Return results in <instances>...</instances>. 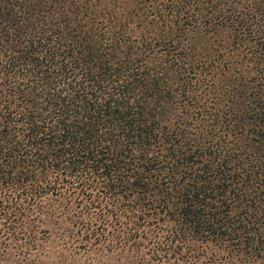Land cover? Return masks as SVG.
Returning a JSON list of instances; mask_svg holds the SVG:
<instances>
[{"label": "trees", "instance_id": "obj_1", "mask_svg": "<svg viewBox=\"0 0 264 264\" xmlns=\"http://www.w3.org/2000/svg\"><path fill=\"white\" fill-rule=\"evenodd\" d=\"M0 264H264V0H0Z\"/></svg>", "mask_w": 264, "mask_h": 264}]
</instances>
